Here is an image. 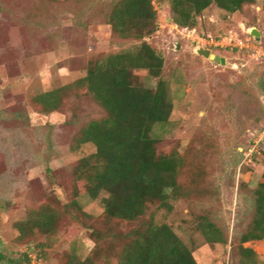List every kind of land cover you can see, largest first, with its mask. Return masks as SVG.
<instances>
[{
    "label": "rangeland",
    "instance_id": "1",
    "mask_svg": "<svg viewBox=\"0 0 264 264\" xmlns=\"http://www.w3.org/2000/svg\"><path fill=\"white\" fill-rule=\"evenodd\" d=\"M114 1L0 0L1 264L35 251L43 254L42 264H62L67 255L83 260L94 246L87 223L75 217L61 214L54 235L37 234L25 245L16 243L14 224L54 196L68 203L64 189L70 166L94 153L90 146L73 149V138L81 123L101 117L99 108L70 95L63 110L45 115L34 99L83 78L91 60L139 46L107 25ZM155 9V32L145 41L162 58L163 68L157 78L143 71L136 75L144 87L154 89L159 80L168 86L173 112L153 135L158 156L176 151L184 158L179 184L189 193V199L173 202L165 223L197 264H243L240 247L254 251L261 264L264 241L241 244L240 238L252 221L254 193L264 179V0L234 14L212 5L190 35L171 22L168 4ZM248 30L259 33V38L251 35L254 48L234 47L248 40ZM225 38L221 46H207L225 65L198 55L205 42ZM75 104L76 117L70 110ZM50 180L56 181L53 186ZM78 202L99 216L97 202L86 195ZM206 216L225 244L206 243L197 226Z\"/></svg>",
    "mask_w": 264,
    "mask_h": 264
},
{
    "label": "trees",
    "instance_id": "2",
    "mask_svg": "<svg viewBox=\"0 0 264 264\" xmlns=\"http://www.w3.org/2000/svg\"><path fill=\"white\" fill-rule=\"evenodd\" d=\"M254 3L255 0H115L111 4L107 25L117 37L135 40L139 46L91 60L83 78L34 99L40 113L50 115L65 108L67 97L80 95L99 108L102 115L81 123L73 138V149L90 146L94 153L70 166V184L64 189L70 201L62 204L54 196L51 202L31 211L26 220L15 223L16 243L29 244L37 234L54 235L62 214L68 220L75 217L87 223L89 240L94 245L85 259L67 255L62 264H197L192 250L164 220L172 212L173 202L189 199V193L179 184L184 158L176 151L158 156L159 141L153 135L155 129L169 122L173 101L164 81L159 80L156 88L150 89L139 84L136 74L143 71L157 78L163 68L162 58L145 41L155 32L156 5H169L171 22L177 28L195 29L198 17L212 5L234 14ZM77 108L75 104L70 110L75 112ZM55 182L52 180L50 185ZM82 195L97 202L99 216L81 208L78 198ZM254 195V214L240 238L241 244L264 241V179ZM197 226L207 244L226 243L209 216ZM240 253L243 264H259L254 251L240 247ZM28 255L9 264H27ZM39 255L42 258L43 254ZM2 260L0 255V264Z\"/></svg>",
    "mask_w": 264,
    "mask_h": 264
},
{
    "label": "built area",
    "instance_id": "3",
    "mask_svg": "<svg viewBox=\"0 0 264 264\" xmlns=\"http://www.w3.org/2000/svg\"><path fill=\"white\" fill-rule=\"evenodd\" d=\"M180 32L181 33H187L188 35H190V34H195L196 30L195 29H180ZM247 34L250 35V30L247 31ZM252 39H253V37L250 35L248 40H246V41H238V45H235L234 47L238 48L239 50H247V51L251 50V49L254 48V43L252 42ZM227 40L228 39L225 38V39H222V41H220V42H210L209 44H207L205 42L204 43L205 44L204 48L207 49V46H209V47H211V46H221V44H222L221 42H227ZM28 257H29V260H28L27 264H42V258L40 257L39 252L35 251L33 253H29Z\"/></svg>",
    "mask_w": 264,
    "mask_h": 264
},
{
    "label": "water",
    "instance_id": "4",
    "mask_svg": "<svg viewBox=\"0 0 264 264\" xmlns=\"http://www.w3.org/2000/svg\"><path fill=\"white\" fill-rule=\"evenodd\" d=\"M251 35L253 37L259 38V33L257 31H253L252 30L251 31ZM197 53H198V55L202 56L203 58L211 60L214 63H219L221 65H225V60L224 59L219 58L217 56H214L213 54H211V51L208 50V49L200 48Z\"/></svg>",
    "mask_w": 264,
    "mask_h": 264
}]
</instances>
